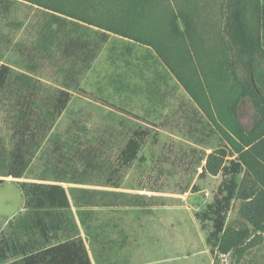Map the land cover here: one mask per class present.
Instances as JSON below:
<instances>
[{"label": "rangeland", "instance_id": "rangeland-1", "mask_svg": "<svg viewBox=\"0 0 264 264\" xmlns=\"http://www.w3.org/2000/svg\"><path fill=\"white\" fill-rule=\"evenodd\" d=\"M34 1L16 0L9 13L0 11V65L30 75L44 98L54 99L63 89L72 97L52 130L58 139L48 137L34 159L35 171L21 180H37L36 175L48 167L51 180L46 182H55L58 175L70 176L72 164L78 172L91 165L99 176L92 174L88 183H60L67 189L121 191L139 202L78 210L71 196L68 232L55 242L82 240L93 264H264V231L253 233L255 239L241 257L218 256L207 241L211 223L199 216L224 180L222 173L200 177V151L209 153L223 138L216 134L201 140L200 106L176 75L205 49L204 32L175 11L173 27L159 50L112 34L89 67H81L63 55V35L51 11L42 6L45 0ZM220 20V12H214L212 22L219 25ZM94 31L79 26L72 34ZM239 112L242 124L250 127L255 114L252 102L244 99ZM5 114L1 103L0 138L7 151L13 141ZM138 131L148 133L142 160L122 172L119 187L105 185L121 150ZM245 178L251 177L238 176L239 181ZM5 179L0 184V236L12 219V234H20L18 215L26 202L18 179ZM240 205L241 200L233 202L228 225L248 224L239 214Z\"/></svg>", "mask_w": 264, "mask_h": 264}, {"label": "trees", "instance_id": "trees-1", "mask_svg": "<svg viewBox=\"0 0 264 264\" xmlns=\"http://www.w3.org/2000/svg\"><path fill=\"white\" fill-rule=\"evenodd\" d=\"M15 1L0 0V11L9 13ZM41 4L51 11L63 35V55L81 67H89L112 34L159 50L173 27L175 11L191 27L204 32L205 49L176 75L200 106L201 140L216 134L223 138L209 153L200 151V177L222 173L224 180L214 201L199 216L211 223L207 241L218 256L241 257L251 247L253 233L257 236L264 231V0H194L186 4L182 0H45ZM216 11L220 12L219 25L212 22ZM79 26L96 31L72 34ZM41 92L30 75L17 74L5 63L0 65V104L6 108L5 121L13 141L6 151L0 138V184L5 177L18 179L26 198L24 211L18 215L20 234H12V219L0 236V261L93 264L82 240L55 242L68 232L71 196L78 210L139 202L121 191L78 186L67 189L60 183H88L92 174L99 176L91 165L78 172L72 164L70 176L58 175L55 182H46L51 180L48 167L36 175L37 180H21L35 171L34 159L48 137L58 139L52 130L72 97L67 89L60 90L54 99L44 98ZM244 99L255 107L250 127L240 120ZM147 136L145 131H138L128 140L117 168L103 181L105 185L120 186L122 172L142 160L140 151ZM67 147L73 149L71 144ZM242 173L251 178L239 181ZM235 200H241L239 214L247 225L233 227L227 223Z\"/></svg>", "mask_w": 264, "mask_h": 264}]
</instances>
